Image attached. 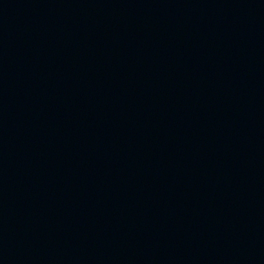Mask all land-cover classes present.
I'll use <instances>...</instances> for the list:
<instances>
[{
    "label": "water",
    "instance_id": "95a60500",
    "mask_svg": "<svg viewBox=\"0 0 264 264\" xmlns=\"http://www.w3.org/2000/svg\"><path fill=\"white\" fill-rule=\"evenodd\" d=\"M0 264H264V0H0Z\"/></svg>",
    "mask_w": 264,
    "mask_h": 264
}]
</instances>
